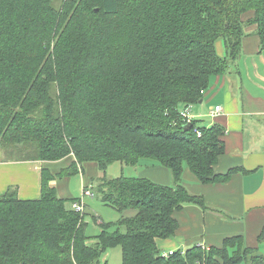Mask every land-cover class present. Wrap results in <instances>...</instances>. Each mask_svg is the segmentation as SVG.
<instances>
[{
	"label": "trees",
	"instance_id": "16d2710c",
	"mask_svg": "<svg viewBox=\"0 0 264 264\" xmlns=\"http://www.w3.org/2000/svg\"><path fill=\"white\" fill-rule=\"evenodd\" d=\"M249 28L264 51V0H0V146L20 160L97 163L94 195L121 214L89 236L86 214L67 207L44 171L39 199L15 188L0 197V264H101L116 247L122 264H264L242 237L168 257L157 247L175 236L185 205L208 208L181 184L185 165L203 184L235 173L214 170L225 127L191 120L189 129L182 111L229 72ZM149 158L175 186L106 175Z\"/></svg>",
	"mask_w": 264,
	"mask_h": 264
},
{
	"label": "crops",
	"instance_id": "0c3cea01",
	"mask_svg": "<svg viewBox=\"0 0 264 264\" xmlns=\"http://www.w3.org/2000/svg\"><path fill=\"white\" fill-rule=\"evenodd\" d=\"M248 31L250 34L242 42L241 57L231 64L229 72L211 79L203 100L193 105L189 112L191 120L199 121L200 125L220 123L225 127V154L219 158L214 170L216 174H226L235 169V173L226 183L203 184L185 165L181 184L192 195L203 197L208 208L187 204L175 213L179 223L175 236L157 239V247L164 255L176 251L183 254L194 246L221 247L226 238L242 237L245 247L257 249L264 256V51H260L255 28ZM217 51L222 57L227 55L222 42L217 44ZM218 106L222 108L221 113L212 117ZM9 156L6 148L0 146V197L15 188L21 200L39 199L45 171L46 175H53L51 184L56 187L59 197L67 201L68 208L72 207L74 199L84 203L85 221L88 211L96 215L93 221L99 229L103 223L120 218L121 214L113 208H104V211L110 209L106 213L110 219L97 212L94 194L97 180L102 176L97 163L75 164L77 160L73 154L53 162ZM133 168L138 176L132 175L133 171L131 177L126 176L125 173ZM106 175L109 178H146L160 185H176L171 171L150 158L141 160L136 167L113 163ZM86 190L92 196H85ZM87 232L89 236H97L89 229ZM113 250L115 264H122L121 248L109 251ZM107 252L101 264H113L111 259L105 258Z\"/></svg>",
	"mask_w": 264,
	"mask_h": 264
},
{
	"label": "rangeland",
	"instance_id": "374dc122",
	"mask_svg": "<svg viewBox=\"0 0 264 264\" xmlns=\"http://www.w3.org/2000/svg\"><path fill=\"white\" fill-rule=\"evenodd\" d=\"M221 42H218V43H216V44H220ZM6 148V150L10 153V156L9 157H11V158H13V159H20V158H22V156H23V154L22 153H20V152H18V151H16L15 149H12V147H10V149H9V147H5ZM119 164V163H118ZM134 170V168L133 169H129V171H127L126 173H125V175L126 176H130L131 177V172ZM139 171H140V169H139ZM138 171V172H139ZM114 175H116V174H114ZM132 175H137L138 176V174H136L135 173V171H133V174ZM120 177V176H119ZM94 200L96 201V202H98V210H97V212L100 214V215H102L103 217H105V219H110L109 218V216L106 214V213H108V211L110 210V209H112L111 207H107V206H102V204H100L99 202H100V200L98 199V198H94ZM104 208H110V209H106L107 211H104ZM112 210H114V209H112ZM110 212V211H109ZM135 214V211H132V210H129V211H127V213H126V215L127 216H132V215H134ZM96 215L93 213V212H91V211H88V215L86 216V221L88 222V228H89V232H91V233H95V235H98L101 231H102V229L100 228L99 229V226H96L97 224L93 221V217H95ZM96 226V227H95ZM122 231H124V229H122ZM112 252H115L114 250L113 251H108L107 252V254H106V256H105V258L107 259V260H110L111 259V261L113 262V264H115V255L114 254H112ZM112 254V258H110L111 255ZM112 264V263H111Z\"/></svg>",
	"mask_w": 264,
	"mask_h": 264
},
{
	"label": "built area",
	"instance_id": "2783aa9c",
	"mask_svg": "<svg viewBox=\"0 0 264 264\" xmlns=\"http://www.w3.org/2000/svg\"><path fill=\"white\" fill-rule=\"evenodd\" d=\"M203 93V91H202ZM190 108L191 107H188L187 109H185L184 111H182V116L187 119V121L190 123L191 122V117H190ZM222 111V108L220 106L216 107L211 116L212 117H215L217 115H219V113H221ZM85 196H92V193L88 190L85 191L84 193ZM72 209L73 211H75L76 213L80 214L81 217H83L85 214H86V209H85V205L82 201H76L73 203L72 205ZM173 252H170V254H165L164 256L165 257H168L169 255H171Z\"/></svg>",
	"mask_w": 264,
	"mask_h": 264
},
{
	"label": "water",
	"instance_id": "95a60500",
	"mask_svg": "<svg viewBox=\"0 0 264 264\" xmlns=\"http://www.w3.org/2000/svg\"><path fill=\"white\" fill-rule=\"evenodd\" d=\"M187 126H188V128L190 129V127H191V123H190V124H188Z\"/></svg>",
	"mask_w": 264,
	"mask_h": 264
}]
</instances>
